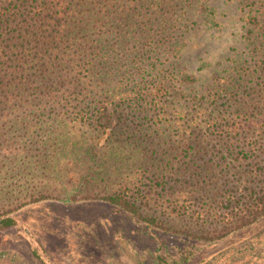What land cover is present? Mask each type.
<instances>
[{
    "label": "trees",
    "instance_id": "16d2710c",
    "mask_svg": "<svg viewBox=\"0 0 264 264\" xmlns=\"http://www.w3.org/2000/svg\"><path fill=\"white\" fill-rule=\"evenodd\" d=\"M246 1L260 3L246 13L248 58L179 105L192 0H0V111L74 107L93 129V144L69 155L88 166L87 184L114 186L106 202L160 230L172 231L139 211L164 204L169 190L178 207L192 189L214 204L244 201L248 216L262 217L264 180L238 179L246 193L236 196L219 178L238 161L264 159V0ZM123 173L148 176L146 187L113 179Z\"/></svg>",
    "mask_w": 264,
    "mask_h": 264
},
{
    "label": "rangeland",
    "instance_id": "374dc122",
    "mask_svg": "<svg viewBox=\"0 0 264 264\" xmlns=\"http://www.w3.org/2000/svg\"><path fill=\"white\" fill-rule=\"evenodd\" d=\"M192 1L184 16L182 59L189 78L179 105L248 58L246 13L260 6L246 0ZM0 112V221H15L0 227V264H264V216H248L246 202L214 204L186 189L178 207L169 195L173 191L160 192L166 202L139 213L158 217L159 225L172 229L165 232L106 202L114 186L87 184L88 166L69 155L93 144V129L76 119L74 107ZM240 163L242 168L219 174L235 186L236 196L246 193L238 179L247 175L245 181L258 185L264 180V159L250 156ZM134 175L113 179L135 177L144 189L148 176ZM242 213L246 222L237 216Z\"/></svg>",
    "mask_w": 264,
    "mask_h": 264
},
{
    "label": "flooded vegetation",
    "instance_id": "af4514ba",
    "mask_svg": "<svg viewBox=\"0 0 264 264\" xmlns=\"http://www.w3.org/2000/svg\"><path fill=\"white\" fill-rule=\"evenodd\" d=\"M7 226V225H1L0 227Z\"/></svg>",
    "mask_w": 264,
    "mask_h": 264
}]
</instances>
